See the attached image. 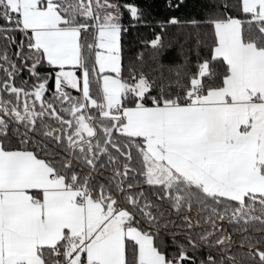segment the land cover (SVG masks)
I'll list each match as a JSON object with an SVG mask.
<instances>
[{"label":"snow or ice","instance_id":"obj_1","mask_svg":"<svg viewBox=\"0 0 264 264\" xmlns=\"http://www.w3.org/2000/svg\"><path fill=\"white\" fill-rule=\"evenodd\" d=\"M0 264H264V0H0Z\"/></svg>","mask_w":264,"mask_h":264}]
</instances>
